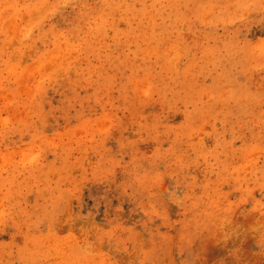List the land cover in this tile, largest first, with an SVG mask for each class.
<instances>
[{"label":"rangeland","instance_id":"rangeland-1","mask_svg":"<svg viewBox=\"0 0 264 264\" xmlns=\"http://www.w3.org/2000/svg\"><path fill=\"white\" fill-rule=\"evenodd\" d=\"M0 264H264V0H0Z\"/></svg>","mask_w":264,"mask_h":264}]
</instances>
